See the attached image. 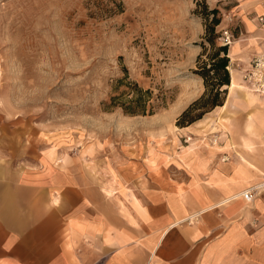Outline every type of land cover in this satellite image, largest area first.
<instances>
[{
    "label": "rangeland",
    "instance_id": "obj_1",
    "mask_svg": "<svg viewBox=\"0 0 264 264\" xmlns=\"http://www.w3.org/2000/svg\"><path fill=\"white\" fill-rule=\"evenodd\" d=\"M205 6L219 11L217 32L233 37L232 83L264 51V0H0V161L59 193V230L71 215L96 218L87 201L103 198L132 225L146 207L155 218H186L214 199L210 193L222 191L221 201L244 185L241 170L264 168V128H247L251 115L264 117V97L231 94L230 83L223 106L178 126L205 92L194 73ZM124 70L167 107L152 116L105 111ZM262 178L245 180L244 191Z\"/></svg>",
    "mask_w": 264,
    "mask_h": 264
},
{
    "label": "crops",
    "instance_id": "obj_2",
    "mask_svg": "<svg viewBox=\"0 0 264 264\" xmlns=\"http://www.w3.org/2000/svg\"><path fill=\"white\" fill-rule=\"evenodd\" d=\"M242 82L235 73L230 93L240 91L249 100L264 97ZM254 116L248 119V131L261 135L264 117L257 121ZM259 168L241 170L243 180L263 179L264 168ZM244 181L221 201L222 191L210 193L214 199L186 218L181 213L155 218L146 207L147 214L135 215L137 224L132 225L115 203L114 209L106 208L103 198L98 204L87 201L86 209L93 207L96 218L71 215L59 230V193L27 183L0 161V264H264V193L247 206ZM125 204L118 203L123 212Z\"/></svg>",
    "mask_w": 264,
    "mask_h": 264
},
{
    "label": "trees",
    "instance_id": "obj_3",
    "mask_svg": "<svg viewBox=\"0 0 264 264\" xmlns=\"http://www.w3.org/2000/svg\"><path fill=\"white\" fill-rule=\"evenodd\" d=\"M202 15L207 21L202 44L204 51L198 57V67L194 73L204 81L205 92L179 117L178 126L182 128L194 124L207 113L223 106L228 93L225 86L231 83L230 45L218 44L222 37V34L217 32V27L221 24L219 11L208 10L205 6ZM124 71L125 77L116 81L109 102L104 104L105 111L121 109L129 116H152L160 108L167 107L164 97L155 96L152 91L141 88L138 83L128 81V71ZM122 87L127 88L121 91Z\"/></svg>",
    "mask_w": 264,
    "mask_h": 264
},
{
    "label": "built area",
    "instance_id": "obj_4",
    "mask_svg": "<svg viewBox=\"0 0 264 264\" xmlns=\"http://www.w3.org/2000/svg\"><path fill=\"white\" fill-rule=\"evenodd\" d=\"M260 22H264V17L260 19ZM221 34L222 43L231 45L233 37L230 31L226 29ZM244 80L256 93L264 96V51L253 56L250 67L244 72ZM258 193L259 190L251 189L244 194L243 200L251 203L258 198Z\"/></svg>",
    "mask_w": 264,
    "mask_h": 264
},
{
    "label": "bare ground",
    "instance_id": "obj_5",
    "mask_svg": "<svg viewBox=\"0 0 264 264\" xmlns=\"http://www.w3.org/2000/svg\"><path fill=\"white\" fill-rule=\"evenodd\" d=\"M252 60V59H251ZM251 60H250V62H251ZM250 62H249V64H248V66L246 67V69L243 71V75H242V81L246 84V86H247V88H249L252 92H254V93H256L246 82H245V80H244V72L250 67ZM234 75V74H233ZM237 85V84H236ZM244 88V87H243ZM247 88H245L246 90H247ZM242 91V90H241ZM233 94V93H232ZM248 94V93H247ZM256 94H258V93H256ZM258 95H260V96H263V95H261V94H258ZM258 124V123H257ZM250 126V125H249ZM251 129H253V128H251ZM251 131V130H250ZM259 188H252V189H257V190H259V193H260V189H264V183L262 184V185H260V186H258ZM251 190V189H250ZM250 190H248V191H250ZM247 192V191H246ZM246 192H244L243 194H242V198H243V196H244V194L246 193ZM259 193H258V195H259ZM233 197V196H232ZM239 197V196H238ZM57 202V201H56ZM140 203V202H139ZM195 219L193 218V221H194ZM190 221H191V224L193 223V221L190 219Z\"/></svg>",
    "mask_w": 264,
    "mask_h": 264
}]
</instances>
